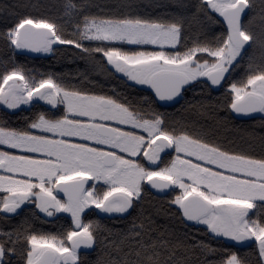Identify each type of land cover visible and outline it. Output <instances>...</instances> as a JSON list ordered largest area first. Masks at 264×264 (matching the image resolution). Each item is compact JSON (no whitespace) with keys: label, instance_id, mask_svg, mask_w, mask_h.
Wrapping results in <instances>:
<instances>
[{"label":"snow or ice","instance_id":"snow-or-ice-1","mask_svg":"<svg viewBox=\"0 0 264 264\" xmlns=\"http://www.w3.org/2000/svg\"><path fill=\"white\" fill-rule=\"evenodd\" d=\"M174 6L156 16L131 3L93 11L90 0L0 8L12 53L0 62V264H264V0ZM61 46L88 71L15 60ZM93 73L125 90L105 91ZM137 86L151 94L127 91ZM175 105L259 116L261 132L248 133L259 155L254 143L225 147L199 122L174 119ZM151 190L205 238L158 225L145 207Z\"/></svg>","mask_w":264,"mask_h":264},{"label":"trees","instance_id":"trees-1","mask_svg":"<svg viewBox=\"0 0 264 264\" xmlns=\"http://www.w3.org/2000/svg\"><path fill=\"white\" fill-rule=\"evenodd\" d=\"M60 0H0V8H4L6 5L18 4V5H40L41 11L47 10L48 5L56 6ZM94 5L93 11L103 10L105 13H119L127 11L122 5L126 3H131L133 5V10L139 12L142 15H161L169 11H178L174 6V0H90ZM98 6V7H95ZM56 8L53 7L52 11H55ZM16 11L25 12V11H35L30 7H17ZM5 15V12L0 11V16ZM4 25L0 22V31H2ZM151 47V46H150ZM12 53L0 42V62L6 61ZM15 60L29 68H35L39 71H53L57 73H65L70 76H74L77 71L86 72L88 71L85 61L81 60L78 56H74L71 51H69L64 46H61L55 54L50 55H38L36 57H30L25 54H17ZM98 86L103 87L105 91L109 90L113 86L116 87L117 91H124V85L121 84L119 80L111 79L104 76L96 75L95 73L91 74ZM108 80V82H106ZM75 82V81H74ZM132 95H141L148 96L150 95V90L147 88L137 86L135 89H127ZM213 96H218L219 93H213ZM187 100L200 99L198 95L194 96L192 92H188L185 97ZM181 103H184L181 101ZM180 108V105H175L173 107L167 108V111L175 113L174 119H179L182 116L189 121H197L206 128L212 130V136L214 139L218 140L224 144L225 147H244L246 143H254L256 145L255 154L259 155L260 149L258 147L259 140L251 141L248 133L255 131L257 134L261 132V125L259 123L260 117L257 116L255 120L249 119H234L228 116L225 119L226 114L221 111L218 114V118H210L209 116H200L195 112L183 111L177 112L176 110ZM163 110V109H162ZM27 115V113H24ZM12 123H19L16 117H12ZM145 207L154 213V219L158 225H161L168 230H171L175 233L176 236H179L183 239L185 236L191 240L193 237L195 239H204L202 232H199L192 226V222H188V226L185 227L181 223L178 217H173L168 215L171 211L169 204L166 198L158 197L153 193L149 192L146 196ZM157 210L158 214H157ZM110 226L114 227H124L125 225L120 222L108 221ZM47 227L52 228V225ZM94 258L93 257H89Z\"/></svg>","mask_w":264,"mask_h":264},{"label":"water","instance_id":"water-1","mask_svg":"<svg viewBox=\"0 0 264 264\" xmlns=\"http://www.w3.org/2000/svg\"><path fill=\"white\" fill-rule=\"evenodd\" d=\"M40 53H28V52H25V55H27V56H30V57H36V56H38ZM154 194H156V195H159L158 193H157V191L156 190H151Z\"/></svg>","mask_w":264,"mask_h":264},{"label":"rangeland","instance_id":"rangeland-1","mask_svg":"<svg viewBox=\"0 0 264 264\" xmlns=\"http://www.w3.org/2000/svg\"><path fill=\"white\" fill-rule=\"evenodd\" d=\"M50 54H51V53H43V54H40V55H46V56H47V55H50Z\"/></svg>","mask_w":264,"mask_h":264},{"label":"flooded vegetation","instance_id":"flooded-vegetation-1","mask_svg":"<svg viewBox=\"0 0 264 264\" xmlns=\"http://www.w3.org/2000/svg\"><path fill=\"white\" fill-rule=\"evenodd\" d=\"M145 88V87H144ZM170 108V107H169ZM151 193H153L152 191H150ZM154 194V193H153ZM154 195H156V194H154ZM156 196H158V197H162V196H160V195H156ZM163 198V197H162Z\"/></svg>","mask_w":264,"mask_h":264},{"label":"crops","instance_id":"crops-1","mask_svg":"<svg viewBox=\"0 0 264 264\" xmlns=\"http://www.w3.org/2000/svg\"><path fill=\"white\" fill-rule=\"evenodd\" d=\"M143 87L147 88V86H143Z\"/></svg>","mask_w":264,"mask_h":264}]
</instances>
